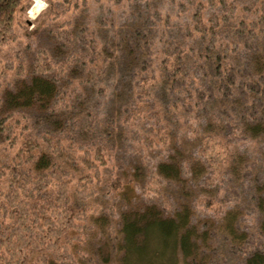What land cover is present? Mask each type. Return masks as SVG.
I'll use <instances>...</instances> for the list:
<instances>
[{
  "label": "rangeland",
  "instance_id": "rangeland-1",
  "mask_svg": "<svg viewBox=\"0 0 264 264\" xmlns=\"http://www.w3.org/2000/svg\"><path fill=\"white\" fill-rule=\"evenodd\" d=\"M38 1L36 11L37 1L23 4L0 43V97L17 79L41 72L59 85L54 105L63 128L29 110L4 119L0 163L10 159L21 139L32 136L41 150L53 153L55 165L41 179L29 177L19 197L6 195L10 183L0 174V264H119L121 212L155 204L169 214L184 200L183 190L200 229L212 232V264H243L249 252L264 251V131L253 137L245 129L252 118L264 125V0H211L217 14L227 18L226 34L237 36L233 67L220 73L219 85L200 82L194 88L200 100L184 87L178 97L183 108L165 115L159 107L165 99L155 98L151 81L162 72L160 51L172 40L174 23L166 16L177 15L178 0H51L50 8L46 0ZM241 25L244 33L238 35ZM126 33L139 46L135 54L123 50ZM122 53L128 54L126 63L120 60L109 71L113 56ZM178 84L172 78L171 85ZM97 147L107 159L98 175L80 161L84 150L93 156ZM173 154L186 170L180 184L155 171ZM51 172L71 176L70 195L86 218L79 219L75 234L60 238L57 253L24 244L39 240L30 213L13 218L30 212V202L55 200L57 178ZM116 177L121 187L114 191L110 182ZM43 182L49 184L44 189ZM228 211L244 241L231 242L221 230ZM43 238L55 243L50 235ZM61 254L68 257L61 261L56 258Z\"/></svg>",
  "mask_w": 264,
  "mask_h": 264
},
{
  "label": "trees",
  "instance_id": "trees-1",
  "mask_svg": "<svg viewBox=\"0 0 264 264\" xmlns=\"http://www.w3.org/2000/svg\"><path fill=\"white\" fill-rule=\"evenodd\" d=\"M46 1L50 8L51 0ZM25 2L30 3V0H0V43L4 40L5 34L11 30L15 14ZM176 9L177 15L166 16V21L172 19L170 22L174 23L171 32L172 40L167 41L162 46L163 50L160 51L162 58L159 60V66L162 72L154 81H151L155 98L161 94L160 96L165 99L159 106L160 111L162 109L165 111L164 115L168 112L176 113L183 108L184 102L181 103L178 97L181 96L180 91L184 90V87L186 88L184 91H189L187 94L189 97L195 96L197 100H200L201 94L194 89L200 82L219 85L222 79L220 73L225 72L228 67H233L232 54L235 53L234 46L237 39L236 35L226 34L227 18L217 14L215 4L211 0H178ZM39 27L41 25H38L36 29ZM138 27L139 25L133 31H138ZM244 29L242 25L238 26V35L243 34ZM121 40L124 43L123 50L128 48L135 54V51L139 49V46L136 48L131 44L127 33L126 36L121 37ZM158 55L159 53L156 57ZM121 56L119 54L113 56V60L108 63L109 71H115V66L120 60L126 63L128 54L126 53L124 57L122 53ZM102 64L105 67V63ZM186 65L187 68H185ZM181 70L185 73L182 77L179 73ZM168 71L173 72V75L170 76ZM91 73L95 74L97 71L92 70ZM172 78L179 79V84L175 87L171 85ZM185 79L187 81L183 85ZM115 89L117 90V83ZM59 92L60 88L55 79L41 72L32 73L28 79H17L12 86L2 91L0 130L7 128L4 119L7 120L16 112L23 110H29L37 119L42 118L56 125L55 128L62 129L63 126L60 123L64 120L59 117V112L54 105ZM245 129L255 137L264 131V125L261 120L252 118L250 123L245 124ZM144 140L149 141L147 138ZM93 152L92 156L91 150H84L80 161L86 170H94L98 175V168L106 165L107 159L100 147ZM54 165L53 153L41 150L39 142L34 137L21 139L19 148L10 159L0 163V174L10 183V193L6 192V195L12 193L15 197H19L18 191H25L29 177L36 175L41 179V174ZM155 171L168 182L180 184L185 181V166L175 154L158 162ZM52 173L51 175H55ZM54 177L57 178L53 182V186L57 187L55 200L50 199L42 203L30 202V212L23 211L13 218H28L27 215L30 213V227L39 228V233L36 235L39 240H28L24 244L35 250L44 248L57 253L56 243L60 241V238L75 234L80 228L79 219L86 218L84 207L76 206L77 202L73 201L70 195L71 176L67 177L64 172ZM88 177L87 174L81 176L79 180H85ZM48 185L43 182L41 187L44 189ZM110 186L114 191L118 190L121 187L120 178H114ZM0 192H2L1 187ZM89 194L91 193H87ZM183 196L184 200H179L169 214H165L155 204L121 212L122 244L120 248L123 252L119 257V264H212L210 255L214 249L212 232L200 229L192 206L187 202L185 190H183ZM202 202L206 206L210 205L208 200ZM229 213L228 211L220 219L221 224L224 223L221 230L231 242L244 241V234H238L235 219ZM95 219L100 227L102 224L105 225L100 221L101 216ZM48 235L55 240V243L43 238ZM62 254L56 258L64 261L63 258L68 256ZM243 264H264V251L249 252L244 257Z\"/></svg>",
  "mask_w": 264,
  "mask_h": 264
},
{
  "label": "bare ground",
  "instance_id": "bare-ground-1",
  "mask_svg": "<svg viewBox=\"0 0 264 264\" xmlns=\"http://www.w3.org/2000/svg\"><path fill=\"white\" fill-rule=\"evenodd\" d=\"M35 2L36 3L34 5H36V6H35V8L32 11H36V10H39L40 9L39 1L38 0H35Z\"/></svg>",
  "mask_w": 264,
  "mask_h": 264
}]
</instances>
